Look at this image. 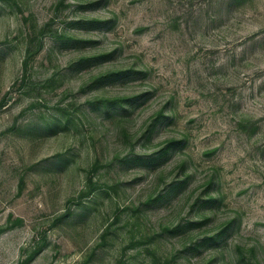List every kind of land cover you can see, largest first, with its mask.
I'll list each match as a JSON object with an SVG mask.
<instances>
[{"label": "rangeland", "instance_id": "rangeland-1", "mask_svg": "<svg viewBox=\"0 0 264 264\" xmlns=\"http://www.w3.org/2000/svg\"><path fill=\"white\" fill-rule=\"evenodd\" d=\"M0 264H264V0H0Z\"/></svg>", "mask_w": 264, "mask_h": 264}, {"label": "trees", "instance_id": "trees-1", "mask_svg": "<svg viewBox=\"0 0 264 264\" xmlns=\"http://www.w3.org/2000/svg\"><path fill=\"white\" fill-rule=\"evenodd\" d=\"M17 220H20V219H17ZM32 255L31 256H28V258L25 260V262L29 261L31 259Z\"/></svg>", "mask_w": 264, "mask_h": 264}]
</instances>
